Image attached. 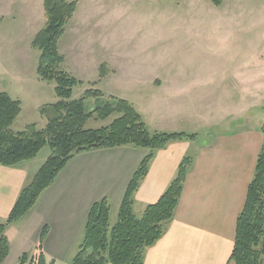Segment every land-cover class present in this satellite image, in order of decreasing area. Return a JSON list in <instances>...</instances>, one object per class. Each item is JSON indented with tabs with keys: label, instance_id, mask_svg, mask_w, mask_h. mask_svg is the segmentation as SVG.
<instances>
[{
	"label": "rangeland",
	"instance_id": "rangeland-1",
	"mask_svg": "<svg viewBox=\"0 0 264 264\" xmlns=\"http://www.w3.org/2000/svg\"><path fill=\"white\" fill-rule=\"evenodd\" d=\"M71 1L76 10L58 49L61 70L78 81L72 100L99 91L106 102H128L146 125L148 107L161 100L166 80L197 89L185 102L202 109V126L213 123L214 133L237 126L223 120L244 110L252 121L264 123V27L248 22L250 3L231 10L232 0L219 7L208 0ZM42 2L0 0V92L21 104L13 132L30 125L43 129L51 113L41 115L40 109L58 101L55 83L36 73L39 52L32 42L45 25ZM118 116L100 120L92 114L84 129L107 127ZM50 153L45 147L36 162L43 165ZM115 213L113 204L110 226ZM9 255L2 264H18L16 253Z\"/></svg>",
	"mask_w": 264,
	"mask_h": 264
},
{
	"label": "crops",
	"instance_id": "crops-1",
	"mask_svg": "<svg viewBox=\"0 0 264 264\" xmlns=\"http://www.w3.org/2000/svg\"><path fill=\"white\" fill-rule=\"evenodd\" d=\"M246 2L250 3L245 12L248 22L254 19L259 27H264V0H232L231 10ZM238 80L230 76V81ZM168 82L163 80L161 100L148 107L147 129L150 133H184L195 138L169 143L154 152L148 172L133 196L134 215L141 217L147 206L159 200L184 158H192L193 164L174 218L164 236L146 251L144 264H234L230 256L237 219L264 145V123L252 121L244 110L237 117L223 120H231L237 126L214 133L213 123L202 126V109L188 107L185 102L197 89ZM149 153L148 149L126 146L75 155L34 208L6 228L10 255L15 252L17 262L23 254L33 255L46 227L45 256L56 264H71L83 240L91 206L106 199L109 221L113 204L118 215L127 185ZM37 157L15 167L0 166V224L6 221L20 192L42 166L36 162ZM65 256L68 258L63 259Z\"/></svg>",
	"mask_w": 264,
	"mask_h": 264
},
{
	"label": "trees",
	"instance_id": "trees-1",
	"mask_svg": "<svg viewBox=\"0 0 264 264\" xmlns=\"http://www.w3.org/2000/svg\"><path fill=\"white\" fill-rule=\"evenodd\" d=\"M208 1L215 7L222 3V0ZM76 5L71 0H43L45 25L32 42L33 49L39 52L36 73L41 81L55 83L58 99L40 109L41 115L51 113L46 126L39 130L30 125L24 131L13 132L11 128L21 112V104L7 93L0 92V166L15 167L32 161L45 147L51 151L32 181L20 192L6 221L0 224V264L10 253L6 228L34 208L40 196L75 155L126 146L148 149L150 153L141 161L127 185L114 226L109 224L110 206L106 199L91 206L83 240L71 264H144L146 251L164 236L174 218L186 175L193 164L192 158H184L159 200L147 206L141 217L134 215L133 196L148 172L154 152L172 142L192 140L195 135L150 133L132 105L116 99L106 102L99 91L88 90L78 100L71 99L78 81L61 70L64 57L59 53L58 41L73 17ZM89 100H93L91 106L86 105ZM114 113L119 116L109 126L84 129L92 114L105 120ZM261 132L264 135V124ZM47 232L44 227L35 253L31 256L23 254L18 264H56L43 252ZM230 261L234 264H264V145L247 189L244 208L237 219Z\"/></svg>",
	"mask_w": 264,
	"mask_h": 264
}]
</instances>
